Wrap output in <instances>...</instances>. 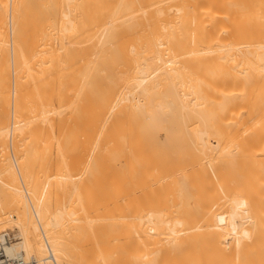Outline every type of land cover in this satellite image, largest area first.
Here are the masks:
<instances>
[{
  "label": "bare ground",
  "instance_id": "bare-ground-1",
  "mask_svg": "<svg viewBox=\"0 0 264 264\" xmlns=\"http://www.w3.org/2000/svg\"><path fill=\"white\" fill-rule=\"evenodd\" d=\"M0 264H264V0H0Z\"/></svg>",
  "mask_w": 264,
  "mask_h": 264
},
{
  "label": "rangeland",
  "instance_id": "rangeland-1",
  "mask_svg": "<svg viewBox=\"0 0 264 264\" xmlns=\"http://www.w3.org/2000/svg\"><path fill=\"white\" fill-rule=\"evenodd\" d=\"M18 230L19 229H18L15 221L11 220V222H9L7 224L6 228L4 230H1V231L5 232V234H6L5 239L7 238L6 239L7 241L10 240V241L15 243L18 240V238H19Z\"/></svg>",
  "mask_w": 264,
  "mask_h": 264
}]
</instances>
